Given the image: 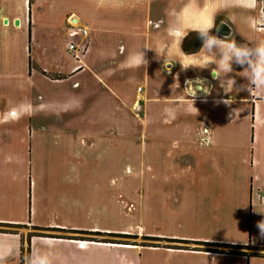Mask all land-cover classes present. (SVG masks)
I'll list each match as a JSON object with an SVG mask.
<instances>
[{"label":"crops","instance_id":"crops-1","mask_svg":"<svg viewBox=\"0 0 264 264\" xmlns=\"http://www.w3.org/2000/svg\"><path fill=\"white\" fill-rule=\"evenodd\" d=\"M209 17L218 38L264 41V0H0V230L73 238L0 233V264L21 248L24 264L27 248L51 264H264L165 241L264 249V96L235 63L219 79L216 63L183 68L220 59L194 30Z\"/></svg>","mask_w":264,"mask_h":264},{"label":"clouds","instance_id":"clouds-1","mask_svg":"<svg viewBox=\"0 0 264 264\" xmlns=\"http://www.w3.org/2000/svg\"><path fill=\"white\" fill-rule=\"evenodd\" d=\"M214 27V21L211 17L202 22L196 29L198 36H207L206 40L202 41V47L211 50L217 48L220 52V59L217 61L213 56L202 55L197 57L199 63L187 64L183 68L189 66L196 68H205L211 63H216L217 68L212 69V75L214 79H219L221 72L228 73L233 70L232 64L240 65L246 75L244 79L248 84L255 89L258 95L264 96V41H259L251 46L240 45L235 40L227 41L222 38H218L216 35L210 34V30ZM138 64H144L143 53L139 52ZM190 83V82H189ZM235 81L234 79H228L227 81L221 80L220 86L223 89L224 94H229L233 91ZM247 89V87H244ZM193 92L194 89L192 88ZM236 88V91H239ZM202 91L207 94L208 88H203ZM195 93V92H194ZM231 99H224V104H229L228 101ZM256 227L259 230L261 237H264V219L257 222ZM29 264H51V258L49 253L46 252H35L31 255Z\"/></svg>","mask_w":264,"mask_h":264},{"label":"trees","instance_id":"trees-1","mask_svg":"<svg viewBox=\"0 0 264 264\" xmlns=\"http://www.w3.org/2000/svg\"><path fill=\"white\" fill-rule=\"evenodd\" d=\"M212 34V33H210ZM207 36H204V37H197V41L198 42H201L203 41L204 39H206ZM238 44L240 45H244L243 42H239V41H236ZM189 43V40L188 39H185L184 40V43H183V48L184 50H187V45ZM0 226H4L2 224H0ZM11 228H22L23 226H10ZM33 230H37V231H42L43 229H40V228H33ZM57 232H65L64 230H55ZM5 232H9V231H6V230H0V233H5ZM79 234L83 235L84 237H79V238H75V239H78V240H83V241H96L95 239L93 238H89V237H86L87 235H91L90 232H78ZM96 235H99V236H103V234H100V233H96ZM32 236H36V237H45V238H55V237H62V238H67V239H73L72 237L70 236H54V235H48V234H44V233H33V234H30L28 238L32 237ZM106 236H109V237H116V238H119L116 242H114L113 240H105L107 242H110V241H113L111 243H115V244H125V245H136V244H131V242H127L126 240L124 239H136L137 237L136 236H133V235H106ZM122 239V240H121ZM144 239H149V238H144ZM150 240H156L158 241L159 239H150ZM162 241V240H160ZM166 242H172V243H181V244H193V245H205V246H214V247H221L223 249H218V250H205L206 252H213V253H230V254H237V255H244V252H242V250H252V251H256L254 253H252L250 256L251 257H258V258H261V257H264L263 254L261 253H258L259 251H264V249H261V248H254V247H251V246H233V245H227V244H204V243H196V242H188V241H175V240H165ZM173 249H184L185 247L184 246H171ZM224 248L226 250H224ZM23 254H24V250L23 248H21V263L24 264V259H23ZM29 261H30V257H29V248H27V252H26V264H29Z\"/></svg>","mask_w":264,"mask_h":264},{"label":"rangeland","instance_id":"rangeland-1","mask_svg":"<svg viewBox=\"0 0 264 264\" xmlns=\"http://www.w3.org/2000/svg\"><path fill=\"white\" fill-rule=\"evenodd\" d=\"M4 42L2 41V40H0V47L2 46V44H3ZM40 140L42 139V142L44 141L45 142V137H44V133H40V134H38V136H37ZM135 143H128L127 142V139H125V140H117V143L116 144H140V142L139 141H134ZM128 209L129 210H131L132 209V205H129L128 206ZM7 231H16V232H25V233H40L39 231H34V230H31V229H29V228H25V229H12V228H5ZM89 238H92L91 236L89 237ZM122 240V239H121ZM124 240H126L127 242H136V243H138V244H140L141 242H142V240L139 238V239H124ZM185 244H182V246H184ZM188 245V244H187ZM221 247H214V246H205V249L206 250H218V249H220ZM221 249H223V248H221ZM224 250H226L225 248H224ZM246 251H248V252H251V250H246Z\"/></svg>","mask_w":264,"mask_h":264},{"label":"built area","instance_id":"built-area-1","mask_svg":"<svg viewBox=\"0 0 264 264\" xmlns=\"http://www.w3.org/2000/svg\"><path fill=\"white\" fill-rule=\"evenodd\" d=\"M87 35V30L85 29H77L75 31L70 32V37H77V36H82V37H86ZM86 47V45H84ZM68 50L69 51H75L76 50V46L73 43H69L68 44ZM138 90H140L138 88Z\"/></svg>","mask_w":264,"mask_h":264},{"label":"water","instance_id":"water-1","mask_svg":"<svg viewBox=\"0 0 264 264\" xmlns=\"http://www.w3.org/2000/svg\"><path fill=\"white\" fill-rule=\"evenodd\" d=\"M5 24L7 23V22H4ZM15 25H18V22H15Z\"/></svg>","mask_w":264,"mask_h":264}]
</instances>
